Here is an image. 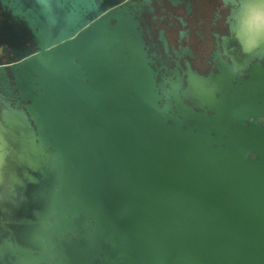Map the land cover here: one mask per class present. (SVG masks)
<instances>
[{
  "label": "water",
  "instance_id": "95a60500",
  "mask_svg": "<svg viewBox=\"0 0 264 264\" xmlns=\"http://www.w3.org/2000/svg\"><path fill=\"white\" fill-rule=\"evenodd\" d=\"M224 3L185 77L136 0H0V264H264V0Z\"/></svg>",
  "mask_w": 264,
  "mask_h": 264
},
{
  "label": "flooded vegetation",
  "instance_id": "af4514ba",
  "mask_svg": "<svg viewBox=\"0 0 264 264\" xmlns=\"http://www.w3.org/2000/svg\"><path fill=\"white\" fill-rule=\"evenodd\" d=\"M136 1L143 6L146 43L170 69L185 77L194 73L206 76L217 72L221 61H230L223 46L224 37L229 35L230 13L224 0ZM5 20L0 7V64L16 59L12 47L2 37Z\"/></svg>",
  "mask_w": 264,
  "mask_h": 264
}]
</instances>
